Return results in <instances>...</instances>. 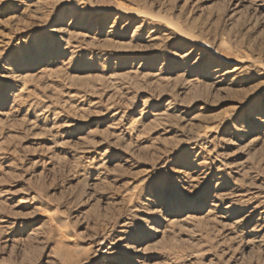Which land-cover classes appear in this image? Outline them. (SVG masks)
Returning <instances> with one entry per match:
<instances>
[{
  "label": "rangeland",
  "instance_id": "rangeland-1",
  "mask_svg": "<svg viewBox=\"0 0 264 264\" xmlns=\"http://www.w3.org/2000/svg\"><path fill=\"white\" fill-rule=\"evenodd\" d=\"M0 264H264V0H0Z\"/></svg>",
  "mask_w": 264,
  "mask_h": 264
},
{
  "label": "bare ground",
  "instance_id": "bare-ground-1",
  "mask_svg": "<svg viewBox=\"0 0 264 264\" xmlns=\"http://www.w3.org/2000/svg\"><path fill=\"white\" fill-rule=\"evenodd\" d=\"M238 5V4H237ZM122 10V9H121ZM120 10V11H121ZM128 12H129V10L127 11L126 9H123L122 10V14H125V15H127L128 14ZM131 12V11H130ZM232 71V70H231ZM214 72V71H213ZM230 72V71H229ZM228 74V73H227ZM221 76V75H220ZM53 216V215H52Z\"/></svg>",
  "mask_w": 264,
  "mask_h": 264
}]
</instances>
